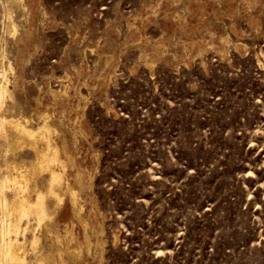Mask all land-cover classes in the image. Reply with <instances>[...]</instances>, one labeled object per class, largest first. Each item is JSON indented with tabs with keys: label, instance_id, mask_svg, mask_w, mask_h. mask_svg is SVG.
<instances>
[{
	"label": "rangeland",
	"instance_id": "rangeland-1",
	"mask_svg": "<svg viewBox=\"0 0 264 264\" xmlns=\"http://www.w3.org/2000/svg\"><path fill=\"white\" fill-rule=\"evenodd\" d=\"M28 8L15 37L0 27L15 112L56 124L83 177L79 215L53 213L58 244L101 243L67 264H264V0Z\"/></svg>",
	"mask_w": 264,
	"mask_h": 264
},
{
	"label": "bare ground",
	"instance_id": "bare-ground-1",
	"mask_svg": "<svg viewBox=\"0 0 264 264\" xmlns=\"http://www.w3.org/2000/svg\"><path fill=\"white\" fill-rule=\"evenodd\" d=\"M29 1L4 0L0 23L2 34L17 35L12 9L26 10L28 14ZM0 58V264H67V260L80 257L82 248L97 253L101 243L98 240L90 242L87 236L79 242L70 233L65 246L58 244L61 239L52 230L53 213L67 199L70 210L79 215L82 209L79 188L83 177L78 169L73 175L74 183L70 182L67 168L74 167L75 157L56 124L40 114L41 122L34 126L26 116L15 112L16 102L6 78V72H14L15 67L10 63L3 65L5 49L1 45ZM58 93L54 92L55 98ZM48 198L54 200L53 205L47 204ZM32 218L51 232L55 244L53 250H39V239L26 236L32 227ZM30 249L37 250L34 258L30 256Z\"/></svg>",
	"mask_w": 264,
	"mask_h": 264
}]
</instances>
